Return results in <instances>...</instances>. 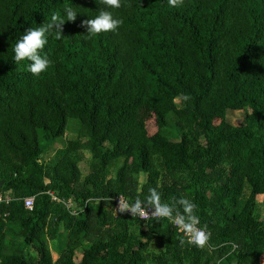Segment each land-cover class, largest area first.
Segmentation results:
<instances>
[{"label":"trees","instance_id":"16d2710c","mask_svg":"<svg viewBox=\"0 0 264 264\" xmlns=\"http://www.w3.org/2000/svg\"><path fill=\"white\" fill-rule=\"evenodd\" d=\"M68 7L81 13L50 36L48 70L16 63V38ZM105 7L0 0V192L11 198L0 203V264H259L264 0H122L109 9L118 30L89 36L83 22ZM151 188L181 213L182 198L193 202L208 245L166 219L114 214L113 198L134 204Z\"/></svg>","mask_w":264,"mask_h":264},{"label":"clouds","instance_id":"9594fccd","mask_svg":"<svg viewBox=\"0 0 264 264\" xmlns=\"http://www.w3.org/2000/svg\"><path fill=\"white\" fill-rule=\"evenodd\" d=\"M106 5L101 9L98 15L85 20L83 23L87 26L89 36H94L102 32L116 31L123 23V19L116 16L113 11L122 6V0H103ZM184 0H168V4L173 8H179ZM78 13L76 8L68 7L65 9V15L55 14L52 20L37 27H30L16 38L14 46V61L19 63L27 60L28 69L33 74L46 72L53 61L44 52L45 46L53 34L57 39L63 37V25L66 21H75ZM184 99H188L187 96ZM150 194L146 199L137 198L134 204L123 203L121 211L130 210L132 215H139L141 218L149 216L148 209H154L151 217L157 221L161 218H170L173 223L177 224L189 233L188 243L203 247L208 238L203 229L198 228L199 218L195 215L196 205L188 199L182 198L179 203L183 207V212L177 210L175 204L162 202L161 193L156 188L149 189Z\"/></svg>","mask_w":264,"mask_h":264},{"label":"rangeland","instance_id":"374dc122","mask_svg":"<svg viewBox=\"0 0 264 264\" xmlns=\"http://www.w3.org/2000/svg\"><path fill=\"white\" fill-rule=\"evenodd\" d=\"M243 117H244V113L242 111H228V114H227V117H226V120L232 124V125H235V126H238L242 123L243 121ZM70 123H72V121H70ZM75 126L72 125V128H74ZM155 128L153 127V124L149 123L148 124V131L149 133H154L155 132ZM73 132V131H72ZM72 132H69L67 134V136H64L62 139H60L56 145V148H61L63 147L66 142H67V139L71 138L70 136L73 134ZM74 135V134H73ZM82 154L81 152H77L74 156H75V159L79 161V167L81 169V172L83 173V175H86L88 173V166L86 165V155ZM50 156H47L45 157V159H49ZM262 199L263 197L261 195H259L257 197V201L259 203V211H258V214H259V217L260 218H264V206L261 204L262 202ZM115 213V211H114ZM264 240L260 241L256 248H255V251H256V254L258 255H261L262 257H264ZM49 246L51 248L52 251H54V242L53 241H50L49 242ZM262 248V249H261ZM261 249V250H260ZM159 251V250H157ZM81 252H78V254L80 255ZM53 257L56 258V254L53 252Z\"/></svg>","mask_w":264,"mask_h":264},{"label":"built area","instance_id":"2783aa9c","mask_svg":"<svg viewBox=\"0 0 264 264\" xmlns=\"http://www.w3.org/2000/svg\"><path fill=\"white\" fill-rule=\"evenodd\" d=\"M54 200H56L55 197H53ZM11 200L9 194H5V193H2L0 192V203L1 202H5L6 204L9 203V201ZM113 212L115 211V215H118V214H127L129 215L130 217H134V218H138L140 220H155L151 217V213L154 209H148V212H149V216H146L145 218H141L139 215H132L131 214V211L130 210H126L124 212L121 211V205L125 202L129 203L127 200H125L123 197H115L113 198ZM23 202H24V207L28 210H32L33 208V205H34V198L33 197H27V198H24L23 199ZM130 204V203H129ZM67 206H69V204H67ZM161 219H166V220H169L173 227L177 229L178 233H180L187 241L189 240V233L186 232L183 228H181L180 226H178L177 224L173 223L172 220L170 218H161ZM197 227L198 228H201L203 229L199 223L197 224ZM206 233L207 231L205 229H203ZM208 234V233H207ZM206 244L208 245V241L206 242ZM235 248V247H234ZM262 255V254H261ZM261 255H259V264H264V257H262ZM218 264H220L218 262Z\"/></svg>","mask_w":264,"mask_h":264},{"label":"crops","instance_id":"0c3cea01","mask_svg":"<svg viewBox=\"0 0 264 264\" xmlns=\"http://www.w3.org/2000/svg\"><path fill=\"white\" fill-rule=\"evenodd\" d=\"M2 183L0 182V187H1Z\"/></svg>","mask_w":264,"mask_h":264}]
</instances>
